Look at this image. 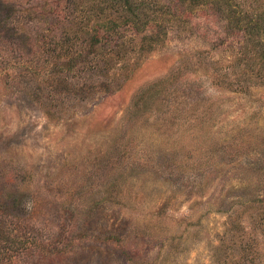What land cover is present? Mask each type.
<instances>
[{"label":"rangeland","instance_id":"374dc122","mask_svg":"<svg viewBox=\"0 0 264 264\" xmlns=\"http://www.w3.org/2000/svg\"><path fill=\"white\" fill-rule=\"evenodd\" d=\"M55 2L0 0V264H264V79L240 37L207 5L149 47L112 34L53 88L29 69ZM75 2L73 22L114 15ZM101 72L109 90L79 86Z\"/></svg>","mask_w":264,"mask_h":264},{"label":"trees","instance_id":"16d2710c","mask_svg":"<svg viewBox=\"0 0 264 264\" xmlns=\"http://www.w3.org/2000/svg\"><path fill=\"white\" fill-rule=\"evenodd\" d=\"M65 1V3L55 2L50 9L59 17L58 21L50 22V25L47 23L38 25L39 29H35L45 32L42 46L38 48L42 63L35 68L30 67L29 72L40 75L41 70L44 69L41 75L47 86L66 87L61 80L69 71L79 74L82 71L96 73L97 69H100L96 62L98 55L96 51L100 44L104 43L107 47L106 54L110 56L112 49L117 50L120 45L130 41L127 40V34H120L114 39L111 37L112 34H119L123 29L124 32H131L141 46L149 47L158 44L161 40L164 41L167 30L173 22H187V17L192 16L196 9L207 8V5L210 6L212 17L220 19L228 31H231L232 39L240 37L234 53L235 59L252 65L258 63L259 77L264 79V0H174L171 2L169 0H102L107 5L99 9L101 17L108 8L113 10L114 15L111 17H109L111 14L104 15L103 22H99L101 19H95L92 24H85L82 19L73 22L77 11L76 2ZM22 16L27 17L23 13ZM71 23L81 24L79 30H73L70 27ZM85 32H90L86 44L73 42L75 38L81 40L80 37H83ZM128 37L133 39L131 36ZM102 73L99 84H93L94 80L86 79L82 80L79 86L86 91L109 90L110 83ZM4 215L5 208L0 204V245L2 242L12 241L5 228L7 220Z\"/></svg>","mask_w":264,"mask_h":264}]
</instances>
